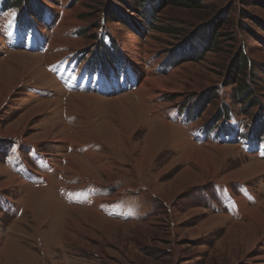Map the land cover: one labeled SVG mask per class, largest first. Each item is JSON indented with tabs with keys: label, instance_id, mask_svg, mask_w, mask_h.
<instances>
[{
	"label": "rangeland",
	"instance_id": "rangeland-1",
	"mask_svg": "<svg viewBox=\"0 0 264 264\" xmlns=\"http://www.w3.org/2000/svg\"><path fill=\"white\" fill-rule=\"evenodd\" d=\"M29 1L38 9L36 27L45 12L62 16L51 34L43 29L22 37L17 51L0 42V264H264V160L222 136L201 146L167 118L182 108L196 114L194 128L213 131L220 108L231 104L264 132V0ZM146 13L156 22L146 23ZM102 24L118 46L110 52L118 49L133 62L123 83L131 91L69 95L65 90L77 84L65 73L64 90L48 66L78 50L93 56L102 48L95 39ZM243 60L256 63L253 75H246ZM166 62L173 63L170 70H157ZM148 72L172 85L143 101L134 91ZM80 82L81 89H112ZM240 84L249 91L236 99ZM59 168L68 184L75 176L79 185L103 187L91 186L88 196L105 188L106 202L115 201L104 211L73 207L120 225L71 213L59 191ZM234 178L252 188L259 204L240 215L213 213L209 203L222 201L217 185L239 192Z\"/></svg>",
	"mask_w": 264,
	"mask_h": 264
},
{
	"label": "trees",
	"instance_id": "trees-1",
	"mask_svg": "<svg viewBox=\"0 0 264 264\" xmlns=\"http://www.w3.org/2000/svg\"><path fill=\"white\" fill-rule=\"evenodd\" d=\"M158 1L159 0H157V2ZM3 7H4L5 10H11L13 8V9H18V10L19 9H24L25 11H26L25 7H27L28 10L30 9V11H27V12L31 16H34L38 12V9H37L36 5H33V2L29 1V6H27V0H4ZM110 13H117V12H115L114 10H111L109 12V14ZM111 15L109 16L110 18H112ZM142 17L144 18L145 21H147L146 23H148V24L150 23L152 25L153 23L156 22V16H154L152 14H147L146 13V14H143ZM119 19H121V18H119ZM118 21H120V20H118ZM104 26H105V24H104ZM104 26L102 24L101 25V29H103ZM108 33H109V31L106 32V34L109 37L108 38V42H110V44H106L104 38L103 37H100L99 34L95 36V39L98 40V42L100 43V46L102 48L100 49L98 46H96L97 49L95 51L93 50V52H92L93 56H91V57L93 58V61H96L98 64L95 63V62H92L90 60L88 61V63L92 67H94L95 69H97L98 71H106L104 68H102L100 66V64H107L108 63L111 66H115V65L118 66V65H122L124 60H127V58L124 55H121L120 54V52H119L118 49H116L115 52H110V49L113 48V50H114L115 47L118 48V46L115 43V41H116L115 38H113L111 36V34L110 33L108 34ZM188 47L190 48V50H193L194 52H197L198 51L197 48L194 46V44H189ZM83 52H85V51H83ZM90 53H91V51H90ZM90 53L89 52L88 53L85 52V54L83 56V59H85L86 57L88 59V57L90 56ZM242 53L243 52H241V55H242ZM181 54L182 53H179L173 59L174 60V62H173L174 64H178L179 63L178 62L179 60L177 58H179L181 56ZM95 56H97V57H95ZM166 63L169 64V62H166ZM173 63H170V65L172 66ZM243 64H244L243 68L245 69L246 75H253V73H255V70H256V65L255 64L256 63H253L251 60H243ZM239 65H241V64H239ZM237 69H238V75L241 74L242 73V70L240 68H237ZM259 69L262 70L263 75H264V68L263 67H260ZM232 84L238 85L237 84V80L234 81ZM232 84H229V85H232ZM239 89L241 91L240 93H241L242 96L240 95L236 99H243V96H245V94L248 93L249 89H247L246 84L244 86H242V84H240L239 85ZM243 92H244V94H242ZM242 104L243 105L244 104H247V100H244L242 102ZM225 106L226 107H224L222 105V108H220V110L222 112H219V114L215 118H219L220 121L222 120L224 122L225 121L228 122L229 119H230L231 111H233V107H231V104H225ZM193 111L195 112L197 110H193ZM256 130H257V132L259 134L260 133V131H259L260 130V123L259 122L256 125ZM260 135H262V134H260Z\"/></svg>",
	"mask_w": 264,
	"mask_h": 264
},
{
	"label": "crops",
	"instance_id": "crops-1",
	"mask_svg": "<svg viewBox=\"0 0 264 264\" xmlns=\"http://www.w3.org/2000/svg\"><path fill=\"white\" fill-rule=\"evenodd\" d=\"M1 36V34H0ZM118 99H114L113 100V103L114 101ZM68 120H70V116L68 117ZM169 121H172L174 123H176L177 126L179 127H182L181 125H179V122L177 120H172V119H168ZM20 138V137H19ZM11 140H14V141H18V136H15L14 138L11 137ZM21 141H24L23 138H20ZM59 142H62V141H59ZM210 142H204L201 146H206L208 147ZM69 147H72V146H69ZM81 148V147H80ZM82 149V148H81ZM87 151V149H86ZM71 152H72V148H71ZM64 161V164L66 165L67 164V160L66 159H63ZM60 169V168H59ZM61 171V181L64 180V182L60 183L58 186H59V189H64V190H69V195L70 197H73L75 196L76 199L74 202H71L69 203V205H74V206H81L82 204L78 201V199H83L82 196L84 194H89L90 190H91V186H93V189L94 188H98L100 189L101 191V186H99L98 184H95V183H84L82 185H79L78 184V181H77V177L73 176L72 179H70V184L66 183V176L65 174L63 173L64 169H60ZM63 170V171H62ZM20 177V176H18ZM21 178V177H20ZM48 178V177H47ZM22 179V178H21ZM76 179V181H75ZM49 180V178H48ZM251 188V187H250ZM248 189V193L252 196L251 200L248 199L246 196H241V197H244V198H241L239 199V197H236L233 193L232 196L233 198H238L239 200L236 202L235 204V209L238 211L239 215L242 213V212H245L247 211L250 207L248 206V204H259V201H257L256 203V200L258 199L257 195L253 192L250 191L249 187H247ZM104 191H105V188H104ZM104 191L102 192V194H99V195H94V196H90L88 199H85V206H88L90 207L91 205H95L97 208L101 209V210H106V206L107 205H112L114 202H106V197L108 195L109 192H107L105 195H104ZM233 191V190H232ZM253 191V190H252ZM234 192V191H233ZM235 193V192H234ZM215 194V192H214ZM78 198V199H77ZM115 198V197H114ZM64 202V201H63ZM246 203V204H245ZM244 205L246 206V208H244ZM209 207H210V210L213 212V213H217L218 211H216V202L213 203V204H210L209 203ZM72 208H76V207H72ZM71 209V208H70ZM221 209L223 210V208L221 207ZM218 213H224V214H227L229 215V212L228 210H225L224 212H218ZM247 215V214H246ZM230 216V215H229ZM238 223V222H235V224Z\"/></svg>",
	"mask_w": 264,
	"mask_h": 264
},
{
	"label": "bare ground",
	"instance_id": "bare-ground-1",
	"mask_svg": "<svg viewBox=\"0 0 264 264\" xmlns=\"http://www.w3.org/2000/svg\"><path fill=\"white\" fill-rule=\"evenodd\" d=\"M1 36H0V42H1ZM62 45V44H61ZM15 51H17V50H15ZM54 60H57V59H55V58H53ZM51 62V63H53V61L52 60H47L46 61V63L47 62ZM50 63V64H51ZM4 64V63H3ZM49 65V64H48ZM4 66V65H3ZM171 85H172V83H171ZM170 85V83L167 81V79H165V78H162V77H155L154 75H153V73H151V72H148L147 73V76L142 80V82H141V85L137 88V90L136 91H134L135 92V94H136V96L140 99V100H143V101H148V100H153V98H155V96H156V92L157 93H162V92H164L165 91V89H168L169 90V87L168 86H171ZM159 91V92H158ZM154 93H155V95H154ZM129 93H126L125 95H128ZM90 95L91 96H94V93L93 94H91L90 93ZM124 95V94H123ZM153 95V96H152ZM94 99V98H93ZM115 104V106L117 107L118 105L116 104V102L114 103ZM115 107V108H116ZM32 111H34V110H32ZM165 123L169 126V127H171V123H169V121H165ZM208 142V141H207ZM196 146V145H195ZM196 147H198V146H196ZM236 149H237V146H236ZM88 155L87 156H91L90 155V153L88 152L87 153ZM104 170H106V169H104ZM18 177V176H17ZM239 181V182H241V183H244V181L243 180H241V179H237V178H234V179H232V181ZM249 189H250V191L253 193V191H252V188H250L249 187ZM241 198H244V197H241ZM112 199V198H111ZM112 200H114V199H112ZM257 201H258V199L256 200V203H257ZM246 204V203H245ZM63 205H65V203H63ZM72 207L74 206V205H71ZM69 207V209H70V211H71V213L73 212V213H76V212H82V213H84V214H86V216L87 215H90L91 213V215H96V216H100L101 218H103L104 220H106L107 221V223H112V224H117V225H120V223L119 222H114V221H112L111 219L109 220V219H106L104 216H102L100 213H97V212H94V211H90V213H86L87 211H82V209H77V208H72V207ZM244 208H246V206L244 205ZM255 212H257V211H254V212H252L251 214H249L251 217H254V213ZM81 214V213H80ZM248 215V214H247ZM248 215V216H249ZM70 216V214H68V217ZM81 216H83V214L81 215ZM71 217V216H70ZM86 218V217H85ZM228 218V217H227ZM230 219V218H229Z\"/></svg>",
	"mask_w": 264,
	"mask_h": 264
}]
</instances>
